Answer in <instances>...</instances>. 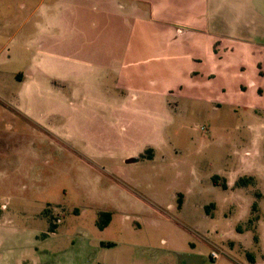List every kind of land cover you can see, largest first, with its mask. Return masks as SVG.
Returning a JSON list of instances; mask_svg holds the SVG:
<instances>
[{
  "label": "rangeland",
  "instance_id": "1",
  "mask_svg": "<svg viewBox=\"0 0 264 264\" xmlns=\"http://www.w3.org/2000/svg\"><path fill=\"white\" fill-rule=\"evenodd\" d=\"M218 2L233 28L244 15L243 35L263 50L264 0ZM18 4L0 0V20L17 17ZM16 26L0 30V216H8L0 221V264H179L177 250L192 248L202 256L185 264H254L247 252L264 264L263 103L248 109L246 84L237 85L252 77L248 57L243 76L223 68L211 79L208 61L190 60L207 52L206 42L168 47L138 36L139 49L148 44L154 61L134 77L138 99L117 101L114 56L105 55L103 77L83 89L105 102L74 103L45 88L24 92L20 74L35 51L21 48L22 39L35 28L27 24L12 38ZM20 100L49 129L27 117ZM215 174L232 186L215 185ZM244 175L254 183L236 184ZM101 209L114 210L105 229L97 224ZM51 222L59 224L54 233Z\"/></svg>",
  "mask_w": 264,
  "mask_h": 264
},
{
  "label": "crops",
  "instance_id": "2",
  "mask_svg": "<svg viewBox=\"0 0 264 264\" xmlns=\"http://www.w3.org/2000/svg\"><path fill=\"white\" fill-rule=\"evenodd\" d=\"M220 8L218 0H19L17 17L1 19L0 30L6 33L8 28L17 25L10 35L15 38L25 25H34L35 31L30 37L20 38L23 41L21 48L35 51L34 60L20 74L24 92L28 94L33 89L45 88L52 97L70 102L79 100L86 103L95 99L100 102L102 99L84 94L83 89L95 87L96 81L105 73L103 58L113 55L118 86L121 87L117 101H134L138 99V94L132 90L134 77L154 65L153 59H150L152 48L147 44L139 49L138 36L156 37L168 47L206 42L207 52L202 56L191 55L190 60L196 66L208 61L212 66L208 75L211 79L217 77L223 68L227 76H243L248 65L242 58L248 57L253 64L252 77L248 83L242 81L237 85L242 89L241 85L246 84L242 91L247 98L250 97L246 103L248 109L254 101H258L263 103L264 110V90L261 97L258 92L264 85V47L260 49L251 41L252 38L243 35L244 15L239 16L238 25L233 28L234 22L228 21L227 17L225 19ZM223 23L226 24L224 28L221 26ZM107 41L115 47L107 49ZM259 63L263 71L261 76L258 75L261 70L257 66ZM230 68L233 70L226 72ZM194 74L203 72L196 69ZM179 87L183 88V85ZM174 91L171 89L169 93ZM24 92L19 98H24ZM24 100L23 103H26ZM20 103L19 108L27 117L36 120L42 128L49 129L43 115L24 106L22 100ZM24 149L21 153L25 152ZM96 151L100 152L99 148L93 152ZM135 156L129 155L130 158ZM2 159L4 163H9L6 155H2ZM101 211H111L113 220L114 210L101 209L99 213ZM6 217L3 212L0 221H5ZM35 236L38 238V233ZM260 239L262 241L261 236ZM176 255L179 264H185L190 257L202 256L195 248L178 249ZM252 263H258L256 256ZM6 264L12 263L6 261Z\"/></svg>",
  "mask_w": 264,
  "mask_h": 264
},
{
  "label": "trees",
  "instance_id": "3",
  "mask_svg": "<svg viewBox=\"0 0 264 264\" xmlns=\"http://www.w3.org/2000/svg\"><path fill=\"white\" fill-rule=\"evenodd\" d=\"M152 149H147L146 152H151ZM220 178L221 176L219 174H215L213 176V183L215 185H220L222 186L223 188L227 189L229 187V184H228V181L226 179H224V181L220 182ZM254 183V177L253 176H241L240 178H238L236 184H238L239 186H248L250 184ZM183 197H184V194L182 192L179 193V196H178V206L179 208L182 207V204H183ZM258 207V203L255 202L253 204V208H257ZM209 208V205L207 206V210ZM112 216H113V213L111 211H101L99 213V218L97 220V224L99 226V228L101 229H104L105 227H107L111 220H112ZM57 228V223H54V222H51L50 223V228H49V231L53 232L55 231ZM255 240H259V237L258 236H255ZM103 244H108V245H114V243L112 242H108V243H105L103 242ZM247 255L249 257V259L251 261H255V255L252 253V252H247Z\"/></svg>",
  "mask_w": 264,
  "mask_h": 264
},
{
  "label": "built area",
  "instance_id": "4",
  "mask_svg": "<svg viewBox=\"0 0 264 264\" xmlns=\"http://www.w3.org/2000/svg\"><path fill=\"white\" fill-rule=\"evenodd\" d=\"M211 254H212L213 258H218L219 257V253L217 251H215V250H213Z\"/></svg>",
  "mask_w": 264,
  "mask_h": 264
},
{
  "label": "water",
  "instance_id": "5",
  "mask_svg": "<svg viewBox=\"0 0 264 264\" xmlns=\"http://www.w3.org/2000/svg\"><path fill=\"white\" fill-rule=\"evenodd\" d=\"M137 157H134V159H136Z\"/></svg>",
  "mask_w": 264,
  "mask_h": 264
}]
</instances>
